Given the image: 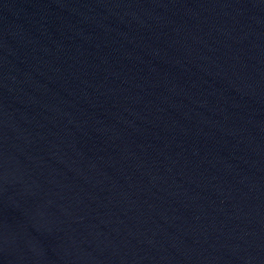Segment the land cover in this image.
I'll list each match as a JSON object with an SVG mask.
<instances>
[{
	"label": "water",
	"instance_id": "obj_1",
	"mask_svg": "<svg viewBox=\"0 0 264 264\" xmlns=\"http://www.w3.org/2000/svg\"><path fill=\"white\" fill-rule=\"evenodd\" d=\"M0 264H264V0H0Z\"/></svg>",
	"mask_w": 264,
	"mask_h": 264
}]
</instances>
